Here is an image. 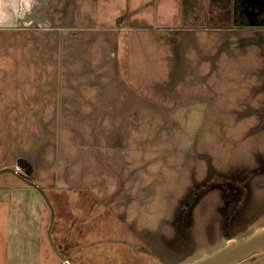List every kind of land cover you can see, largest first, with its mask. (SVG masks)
Segmentation results:
<instances>
[{
	"label": "rangeland",
	"instance_id": "rangeland-1",
	"mask_svg": "<svg viewBox=\"0 0 264 264\" xmlns=\"http://www.w3.org/2000/svg\"><path fill=\"white\" fill-rule=\"evenodd\" d=\"M136 1L134 24L125 0L81 30H0L2 264H188L264 226V171L234 225L217 191L191 216L179 202L206 161L264 152L246 136L264 96L252 31L232 0H209V19L184 0L194 22L177 25Z\"/></svg>",
	"mask_w": 264,
	"mask_h": 264
},
{
	"label": "flooded vegetation",
	"instance_id": "flooded-vegetation-1",
	"mask_svg": "<svg viewBox=\"0 0 264 264\" xmlns=\"http://www.w3.org/2000/svg\"><path fill=\"white\" fill-rule=\"evenodd\" d=\"M230 8L232 9V18L239 27L238 29H250L254 35H252L253 37H251L252 39L250 41L257 42L258 47L264 53V48H262L264 44L262 38L264 33V0H232ZM237 43H244L243 39ZM260 99L256 103V107H250L255 112H252L251 116L254 117L253 122H250V124L247 123L249 126L246 128V136L248 137L258 136L260 138L264 136V96ZM242 118L243 120L250 119V117ZM260 153L264 152H256L254 165L252 163L250 165H233L226 171L218 170L211 160L206 161V174L197 178L198 173L194 172L191 178V184L188 185L183 197L180 198V206L184 202H187V212L183 213L191 216L193 208L200 200L209 196L213 191H217L222 199L221 205L224 203V206L228 205L225 209L231 210L229 213H225L227 210L223 209L224 212L222 215L224 218L221 220L222 224L230 223V225H234L238 223L239 218L237 213L244 209V207L241 208L239 203H243L244 200L246 202L245 204L248 203L252 195V191L250 192V190L251 187L253 190L255 177L264 171V159L259 157ZM22 178L26 179L25 177ZM247 184H251V186L248 188ZM247 193H250L249 197ZM235 201L238 204L233 203ZM179 211H181V208Z\"/></svg>",
	"mask_w": 264,
	"mask_h": 264
},
{
	"label": "crops",
	"instance_id": "crops-1",
	"mask_svg": "<svg viewBox=\"0 0 264 264\" xmlns=\"http://www.w3.org/2000/svg\"><path fill=\"white\" fill-rule=\"evenodd\" d=\"M120 1L125 4V0H0V30L39 29L47 31L57 30L65 33L78 29L81 30L89 24V19H92L94 24L100 22L98 19L102 20V12L105 4L107 8H114V3ZM126 1H128L127 7L129 9L130 2L133 6V8L131 7V11H134L131 12V14L133 13V22L131 23L134 24L136 22V20H134V1L136 0ZM147 1L148 0H139L137 4L146 8L148 6V8L151 9V4L149 5L151 0ZM208 2L209 0L204 6L207 19L212 16L209 11H207ZM157 4L158 8L161 9L159 17H161L164 23L177 25L184 21L194 22V16L191 20L183 19V9L187 7L184 0H158ZM230 5L229 3L226 6H228L227 8L231 11ZM154 6L155 4H153V7ZM190 7L198 9L203 8L199 0ZM229 16L231 17V12ZM116 19L118 21V17H116ZM3 230L4 229L0 227V264L3 263L2 258L5 253L1 245L6 240Z\"/></svg>",
	"mask_w": 264,
	"mask_h": 264
},
{
	"label": "water",
	"instance_id": "water-1",
	"mask_svg": "<svg viewBox=\"0 0 264 264\" xmlns=\"http://www.w3.org/2000/svg\"><path fill=\"white\" fill-rule=\"evenodd\" d=\"M30 185L31 181L24 179ZM35 186V185H34ZM264 252V226L243 238L230 239L216 251L205 254L188 264H240L241 262Z\"/></svg>",
	"mask_w": 264,
	"mask_h": 264
}]
</instances>
